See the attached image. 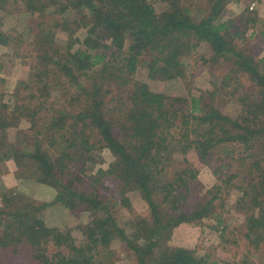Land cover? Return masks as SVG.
<instances>
[{"label": "trees", "instance_id": "trees-1", "mask_svg": "<svg viewBox=\"0 0 264 264\" xmlns=\"http://www.w3.org/2000/svg\"><path fill=\"white\" fill-rule=\"evenodd\" d=\"M232 2L161 0L166 10L157 13L151 0H0V48L30 67L8 98L3 74L13 61L0 60V167L13 161L24 184L54 190L50 202L17 188L1 195L0 264L22 250L34 264H117L118 251L133 264H209L169 242L177 227L205 220L217 223L214 231L223 226L227 240L228 201L243 216L248 244H262L264 56L235 43L248 30L225 19ZM15 14L31 24L22 34L3 30L4 17ZM255 14L240 21L257 25ZM257 38L264 43V29ZM202 44L214 55L197 67L223 59L231 64L226 78L245 77L254 89L233 94L235 116L218 105L216 90L188 98L151 87L190 82L186 60ZM53 92L70 110L52 106L40 124ZM105 151L113 158L107 169ZM204 167L217 177L209 188L199 181ZM131 194L146 203L145 215L136 214ZM56 215L65 223L49 225Z\"/></svg>", "mask_w": 264, "mask_h": 264}, {"label": "rangeland", "instance_id": "rangeland-1", "mask_svg": "<svg viewBox=\"0 0 264 264\" xmlns=\"http://www.w3.org/2000/svg\"><path fill=\"white\" fill-rule=\"evenodd\" d=\"M151 1L157 13H161L166 10V4H162L161 0ZM10 2L13 4L15 0H10ZM250 13H256L254 15V20H258V22L256 21L257 25H253L251 23L245 26L240 20L248 17ZM225 15L226 20H234L236 22L235 25L241 27L242 31L248 30L245 37L246 40L242 42L240 41V37H236L235 43L238 45L241 44L242 46H249L251 52L254 55H258V57L264 56V43H261L260 39L257 38L261 30L264 29V0H234V2L228 5ZM19 18L20 17L17 14L5 16L3 30L5 32H9L15 29L16 31H20L22 34L23 28L26 27L27 24L29 26L31 24H24V22L21 23ZM27 49L28 44H22L20 52H18V57L19 55L25 54L23 52H26ZM213 55L214 53L211 51L209 46L202 44L199 49L195 53H191L188 60H186V65L191 67L193 64L194 67L188 69L190 82L177 80L176 82L151 83L152 89L155 92H159L167 96L188 98L192 96L199 97L202 94H207L209 91L214 92L216 90L219 92L216 97L218 105L225 113L235 116L240 113L238 109L240 106L236 108L235 104H238V102L235 101L236 99H234L233 94L239 95L240 93L238 92H244V90H241L243 88H246V90L250 93H253L254 89L251 85L244 82L247 80L245 77L242 79L235 78L232 77L231 74L230 77L226 78L231 72V64L223 59H220L216 63H211L202 67L196 66V64L202 65V62L199 60L201 56L210 60L213 59ZM0 56V60L3 62L13 61L12 64H8L9 68L7 67V69L9 70L6 69L5 74H3V77L7 80V87L5 88L6 92L9 93L7 96L10 98V96L14 93L17 83L20 80L28 78L30 67L22 65V63H20V59L16 58L9 48L3 47V51L0 53ZM195 60L198 61L196 62ZM242 85L244 86L242 87ZM122 93V91L117 92V94L120 95ZM50 96L51 97H49V99L47 98V103L42 107L36 106V104H39L40 102L33 103L35 104L33 106L36 108H41L38 116L41 118L40 124L46 121L47 118L50 119L53 116V113H47L49 109H52V106L57 109L68 108V110H70L68 99H66V96L62 95L61 92H53ZM10 104L14 106V100L11 101ZM29 107L32 109V105ZM237 111L238 113H236ZM24 120L25 121H22L21 123V128L28 130L30 128V123L28 119ZM103 156L106 159V163L103 164L102 167L107 169L113 161V158L109 151H105ZM217 160L220 159L216 158V161ZM204 169H206V171L202 170L199 176L200 185L205 188L212 187L217 183V177L211 175V169L206 167H204ZM233 169H237V167H234ZM18 173L19 172L13 161L0 167V188H2V190L0 189V207L3 203L1 195L6 193L4 192L5 190L10 191L13 188H17V190L22 191V193L27 196L32 197L33 195V197L35 196L37 199L45 202H50L52 200L51 194L54 190L42 187L36 183L24 184V181L17 177ZM202 195H204V193ZM130 196L136 214L145 215L147 213L146 203L136 194H131ZM232 205L233 202L231 203V201H228L225 212V225H227L229 230L232 231V234L227 238V240L220 239L223 226L217 231H214L210 226H216L217 223L214 220H212V222L205 220V225L183 224L177 227L174 230L169 246L173 248H183L196 251L200 256H204L209 261V264H241L247 256L249 264H264V240L258 248H256L255 245L248 244L244 231L241 228L243 216L236 212ZM65 215L67 219L65 216L63 219L60 215H56V217H48L47 221L49 222V225H53L55 222L60 225L61 222L65 223L66 219L72 224L74 221L71 215L67 211H65ZM118 217L124 222V220L130 217V214L123 211L118 214ZM22 251L14 256L9 255L8 263L34 264L32 258L27 254V252L21 254ZM117 254L119 260L117 261V264L134 263L132 255L129 253L118 251Z\"/></svg>", "mask_w": 264, "mask_h": 264}, {"label": "crops", "instance_id": "crops-1", "mask_svg": "<svg viewBox=\"0 0 264 264\" xmlns=\"http://www.w3.org/2000/svg\"><path fill=\"white\" fill-rule=\"evenodd\" d=\"M2 51H3V48L1 47V48H0V53H1Z\"/></svg>", "mask_w": 264, "mask_h": 264}]
</instances>
